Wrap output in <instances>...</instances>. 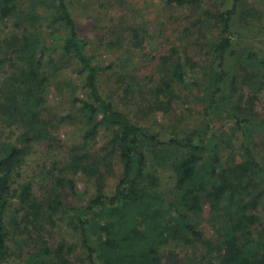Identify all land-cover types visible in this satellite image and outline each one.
Returning a JSON list of instances; mask_svg holds the SVG:
<instances>
[{
    "label": "trees",
    "instance_id": "16d2710c",
    "mask_svg": "<svg viewBox=\"0 0 264 264\" xmlns=\"http://www.w3.org/2000/svg\"><path fill=\"white\" fill-rule=\"evenodd\" d=\"M211 1L215 0L167 3L195 11ZM241 1L220 0L217 12L206 10L195 20L193 27L209 41L208 59L197 72L187 41L183 51L174 47L164 55L154 85L138 91L130 84L123 87L121 100L143 120L135 122L104 95L100 78L107 67L97 62L69 0H28L27 5L24 0H0V18H10L20 9L17 25H26L4 40L24 63L0 83V122L21 129L17 143L0 142V264L12 256L14 264H74L69 257L74 247L65 240L52 241V230L60 221L77 234L86 264H163V247L174 243L204 250L202 258L210 264H264V117L257 121L229 106L239 90L240 70L246 71L243 80L255 89V78H264L260 52L251 49L243 56L235 47ZM44 24L52 29L45 39L35 34ZM212 29L216 33L210 39L207 31ZM2 47L3 41L0 51ZM56 54L72 62L81 78L71 103L85 127L82 143L69 149L65 166L40 197L31 182L17 184L14 173L31 143L53 138L45 114L50 77L44 67L56 62ZM188 93L201 101L206 124L186 134L158 131L150 123L152 117L169 113ZM220 115L234 120L230 130L217 131ZM73 119L70 113L56 121ZM102 131L107 133L105 143L93 151L91 143ZM256 131L261 132V154L255 149ZM233 139L240 144L232 146ZM151 153L173 172L172 197L150 171ZM117 166L116 184L108 191L107 180L117 173ZM77 175L95 187L82 206L67 201L77 193ZM206 206L215 218V238L207 237L199 222Z\"/></svg>",
    "mask_w": 264,
    "mask_h": 264
},
{
    "label": "rangeland",
    "instance_id": "374dc122",
    "mask_svg": "<svg viewBox=\"0 0 264 264\" xmlns=\"http://www.w3.org/2000/svg\"><path fill=\"white\" fill-rule=\"evenodd\" d=\"M24 2L25 5L28 4V0ZM219 2L220 0L211 1L194 11L173 7L167 3V0H69L82 34L90 41L91 51L95 54L97 62L107 67L100 78L104 95L118 104L135 122H143V120L139 119L132 108L125 106L121 100V96L125 95L123 87L130 84L138 91L154 85L159 79L158 74L164 55L173 53L174 47H177L178 51H183V44L187 41L190 43L189 55L195 57L197 61L195 67L197 72L198 66L208 59L209 41L202 37L197 27L193 26L195 20L206 10L217 12ZM25 5H22V9L26 8ZM19 11L21 10L18 9L17 12ZM18 13L10 18H0V42L3 41V50L0 51V83L16 69V66L20 67L24 63L4 42L5 39L9 40L13 33H21L26 26L17 25L20 23ZM137 27L139 38L136 39ZM235 27V47L238 55L244 56L249 50L255 49L260 52V58L264 60V0H242ZM51 30L47 24H44L35 34L45 39L50 37ZM207 32L210 39H213L216 30ZM136 42L140 44L135 45ZM4 53H7V57ZM8 53L12 54L8 55ZM54 57L56 62L44 67L46 74L50 77L46 90L45 114L50 119L53 138L31 143L25 151L22 166L14 173L17 184L31 182L36 195L40 197L46 194L50 179L58 175L65 166L69 149L82 143L85 127L81 123L83 118L80 112H77L76 107L71 103L72 94L77 92L75 86L80 85L81 78L75 74L72 62L60 59L58 54ZM12 65L15 66L12 67ZM246 74L244 70L238 72L239 90L234 102L229 106L233 110L246 112L249 117L258 121L264 117V85L261 87V81L264 82V78L260 76L255 78L259 87L255 89L243 80ZM194 91L198 92L196 89ZM70 113L75 115V119L67 122L56 121V118ZM233 121L220 115L215 127L220 133L224 130L228 131ZM150 123L164 135L173 129L186 134L189 131L201 129L206 124V118L201 101L189 94L186 98L182 97L181 102L177 103L169 113L158 112L152 117ZM20 134L21 129L17 126L9 127L0 122V142L17 143ZM106 135L107 133L102 131L96 142L91 143L93 151L102 146ZM255 138L257 144L255 149L261 154L260 150L263 147L261 132L256 131ZM238 144L240 141L233 139L232 146L235 147ZM226 151L229 153V147ZM232 153L234 154V150ZM149 168L150 171L157 173L160 189L172 197L174 183L170 166L151 153ZM116 171L117 173L107 180L106 190L108 191H111L116 184L118 166ZM76 179L77 193L67 197V201L74 206H82L92 197L95 187L81 175H77ZM260 210L261 228H263L264 204L261 205ZM199 222L207 237L215 238V218L208 206L200 215ZM52 233L53 243L65 240L69 246L74 247V252L69 255L74 264H86L85 253L80 246L77 234L66 221H60L53 228ZM161 253L163 264H203L200 260H204V264H210L207 259L202 258L204 250L193 246L169 244L163 247ZM15 259L16 257L12 256L5 264H14Z\"/></svg>",
    "mask_w": 264,
    "mask_h": 264
}]
</instances>
